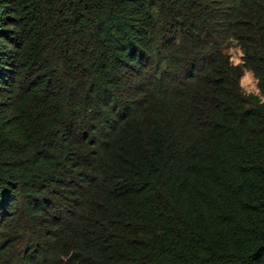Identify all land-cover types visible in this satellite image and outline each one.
<instances>
[{
  "label": "trees",
  "instance_id": "obj_1",
  "mask_svg": "<svg viewBox=\"0 0 264 264\" xmlns=\"http://www.w3.org/2000/svg\"><path fill=\"white\" fill-rule=\"evenodd\" d=\"M0 264H264V0H0Z\"/></svg>",
  "mask_w": 264,
  "mask_h": 264
},
{
  "label": "rangeland",
  "instance_id": "obj_2",
  "mask_svg": "<svg viewBox=\"0 0 264 264\" xmlns=\"http://www.w3.org/2000/svg\"><path fill=\"white\" fill-rule=\"evenodd\" d=\"M227 52L231 55V59L233 60L234 63H240L242 62V50L236 46L232 45ZM241 85L243 89L248 92V93H255V94H260V90L258 87V82L255 76L251 71L245 72V75L243 76L241 80Z\"/></svg>",
  "mask_w": 264,
  "mask_h": 264
}]
</instances>
